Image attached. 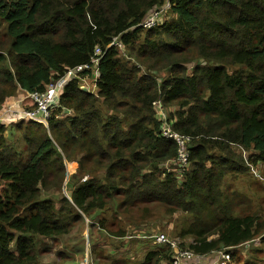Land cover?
Listing matches in <instances>:
<instances>
[{"label": "trees", "instance_id": "16d2710c", "mask_svg": "<svg viewBox=\"0 0 264 264\" xmlns=\"http://www.w3.org/2000/svg\"><path fill=\"white\" fill-rule=\"evenodd\" d=\"M167 1L158 27L142 29ZM115 38L139 65L110 47ZM97 48L92 94L80 81L93 78ZM86 65L90 70L61 95V109L72 116L61 120L55 112L48 127L15 124L11 133H21L25 153L0 125V264H39V240L67 236L86 219L90 233L98 227L115 241L144 239L128 237L120 216L143 214L133 227L141 233L151 208L186 216L176 234L197 255L232 253L260 238L264 244V219L223 189L229 173L249 170L237 149L251 154L252 165H264V0H0V109L20 90L44 92ZM158 101L175 110L173 131L191 139L190 169L180 178L162 171L176 161L178 146L161 136ZM72 161L78 170L69 179ZM53 191L60 196L49 198ZM111 208V226L123 227L106 234ZM91 237L92 261L95 255L99 262L137 264L116 257L113 241L101 251L112 246L114 253L96 251ZM173 257L164 246L147 252L142 264H172Z\"/></svg>", "mask_w": 264, "mask_h": 264}, {"label": "rangeland", "instance_id": "374dc122", "mask_svg": "<svg viewBox=\"0 0 264 264\" xmlns=\"http://www.w3.org/2000/svg\"><path fill=\"white\" fill-rule=\"evenodd\" d=\"M170 19L172 18H169V20ZM126 53L128 59L125 61H131L134 65L135 60L131 58L132 56L135 57L134 54L127 49ZM135 64L139 65L137 63ZM195 65L196 64H191L188 66L189 74L192 73V69ZM161 78H168V76L166 73H163ZM92 80L93 79H91V82L89 83L90 88L93 87ZM80 86L84 92L88 93L87 89L89 88H87L86 83L80 81ZM168 110H170L171 113L175 112L172 108H168ZM62 119L64 118H61V120ZM8 126L9 131L5 134L8 141L15 145L20 153H25L26 147L22 140L21 133L15 131V135H12L13 132L11 133V131H14L15 124ZM250 155L251 154L245 151L242 152L240 149H237V156L242 157L247 162L246 166L249 170L247 172L229 173L224 181L223 189L240 200L244 199L248 205L252 206L255 213H259V219H264V181L262 180L264 179V165H252V160L249 159ZM165 169H167V165L162 168V171H165ZM77 170L78 164L76 162L72 161L66 163V173L69 179L72 175L74 176L77 174ZM66 184L67 177L63 187V193L67 195ZM60 194L61 193L57 191H53L49 194V198L54 199L55 197L60 196ZM112 209L113 208L104 213V217L108 221L107 224H109L106 234H110V230L115 231L117 228L123 227V225L119 224L111 226V221L115 213ZM151 210V213H147L145 222H142L141 233H138L133 227H136V223L141 222L140 218L143 214H140L139 211H135L131 212L130 216L121 215L120 217L124 219L123 224L124 226L126 225V235L128 237L131 235H134L135 237H139L140 235L143 237H150L155 234H165L172 240L179 239V236H177L176 233L181 227H183L182 223H184L186 216L180 212L169 216L164 209L151 208ZM243 210L245 209L237 208V211L240 213L243 212ZM89 227V222L86 219L85 226L76 225L67 236L57 239L43 238L39 240V247L42 251L39 255V264H110L107 262H99V260L95 258V255L92 261L91 258L93 256V251L91 250L92 248L90 247L89 241L91 236H93L94 241L98 243L96 251L102 252L106 255L114 253L112 246L106 247V252H103V250L101 251V248L104 247V243H110L113 241L117 247L116 249L120 251L116 254V257L120 259L121 257L130 259L132 263L137 264H142L145 254L150 251V247H147V244L151 243V245H153L152 242L140 238L133 241H130L128 238L122 241H115L98 231V227H95L90 233ZM260 241L261 238L254 241L246 252L243 251L245 248L234 250L237 252L232 251L231 254L233 255L236 253L237 256L233 264H248L253 261L255 264H264V253L258 251L259 249L262 250L264 248V244ZM186 242L189 243L191 240H187ZM152 248L155 249L153 246Z\"/></svg>", "mask_w": 264, "mask_h": 264}, {"label": "built area", "instance_id": "2783aa9c", "mask_svg": "<svg viewBox=\"0 0 264 264\" xmlns=\"http://www.w3.org/2000/svg\"><path fill=\"white\" fill-rule=\"evenodd\" d=\"M170 8V2L167 1L163 6L156 9L144 22L139 26L144 30H154L163 20V14L166 13ZM110 47L117 48L121 51L124 59H128L126 53V47L119 41L118 38L112 40ZM102 51L97 48L95 51L93 59V87H89L91 79H83L82 82L87 84L88 93L95 94L97 90V80L99 79V72L96 66L99 62V57L101 56ZM90 70L89 66H80L73 70H68L65 72L64 76L58 80L50 83L44 92H35L27 93L26 98L21 100H16L13 103H10L2 108L0 111V125L4 124L6 126L11 124H17L19 122H33L45 127L49 126V121L52 115L55 112H61L56 116L57 119L70 117L73 115L71 110L61 109L60 99L63 93V90L66 84L72 81L75 78H78L84 71ZM27 102V104H25ZM157 116L161 121V136L168 140H173L178 146V155L177 159L174 162H171L167 165L169 172L177 173L178 177H181V174L189 170L190 168V143L191 139L182 137L175 133L172 129L173 121L170 120L169 110L162 105V101H158L154 104ZM9 127V126H8ZM180 174V175H179ZM86 180V179H85ZM264 181V179H262ZM146 240L152 241L157 246L169 247L173 252L172 264H184L186 262H193L196 259L203 257H208L211 259L210 264H231L232 263V254L230 249H222L220 251L211 253L210 255H197L188 249H183V242L180 239H170L165 234H155L150 237H144ZM253 244L247 243L239 248H245L246 252L250 245ZM238 249V248H237ZM235 250V249H232Z\"/></svg>", "mask_w": 264, "mask_h": 264}, {"label": "crops", "instance_id": "0c3cea01", "mask_svg": "<svg viewBox=\"0 0 264 264\" xmlns=\"http://www.w3.org/2000/svg\"><path fill=\"white\" fill-rule=\"evenodd\" d=\"M24 98H26V93H24L23 91H19L18 92V95L15 97V98H13V99H11L9 102H7V104L6 105H8V104H10V103H13L14 101H16V100H21V99H24ZM25 104H27V102L25 103ZM6 105H3V107L4 106H6ZM2 110V108L0 109V111ZM150 242V241H149ZM183 242V241H182ZM183 243H185V242H183ZM188 243V242H187ZM189 243H191V242H189ZM153 245H151V243H148L147 244V247H150V251H151V248H152V246L153 247H155V249H157L158 247L160 248L161 246H157V245H155L154 243H152ZM151 245V246H150ZM152 250H153V248H152ZM236 250H239V248L238 249H236ZM244 251V250H243ZM149 252V251H148ZM245 252V251H244ZM243 253V252H242ZM235 261V260H234ZM234 261H232V263L231 264H233V262ZM211 263V259L209 258V256L208 257H203V258H200V259H196V260H194L193 262H186V263H184V264H210Z\"/></svg>", "mask_w": 264, "mask_h": 264}]
</instances>
